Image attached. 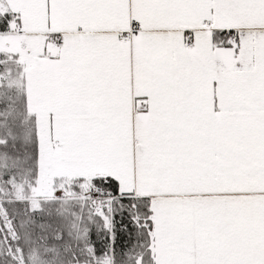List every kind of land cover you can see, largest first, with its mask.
<instances>
[{
    "label": "snow or ice",
    "instance_id": "1",
    "mask_svg": "<svg viewBox=\"0 0 264 264\" xmlns=\"http://www.w3.org/2000/svg\"><path fill=\"white\" fill-rule=\"evenodd\" d=\"M0 264H264V0H0Z\"/></svg>",
    "mask_w": 264,
    "mask_h": 264
}]
</instances>
